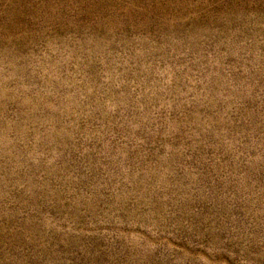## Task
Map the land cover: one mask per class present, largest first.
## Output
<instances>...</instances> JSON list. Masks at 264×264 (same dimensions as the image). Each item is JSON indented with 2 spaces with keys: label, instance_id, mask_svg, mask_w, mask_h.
<instances>
[{
  "label": "rangeland",
  "instance_id": "1",
  "mask_svg": "<svg viewBox=\"0 0 264 264\" xmlns=\"http://www.w3.org/2000/svg\"><path fill=\"white\" fill-rule=\"evenodd\" d=\"M0 264H264V0H0Z\"/></svg>",
  "mask_w": 264,
  "mask_h": 264
}]
</instances>
